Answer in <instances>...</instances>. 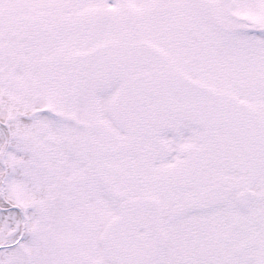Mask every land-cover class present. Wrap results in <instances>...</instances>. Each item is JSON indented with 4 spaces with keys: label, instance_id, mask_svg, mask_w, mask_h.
Returning a JSON list of instances; mask_svg holds the SVG:
<instances>
[{
    "label": "snow or ice",
    "instance_id": "1",
    "mask_svg": "<svg viewBox=\"0 0 264 264\" xmlns=\"http://www.w3.org/2000/svg\"><path fill=\"white\" fill-rule=\"evenodd\" d=\"M0 264H264V0H0Z\"/></svg>",
    "mask_w": 264,
    "mask_h": 264
}]
</instances>
